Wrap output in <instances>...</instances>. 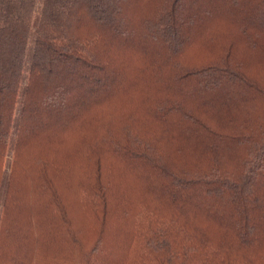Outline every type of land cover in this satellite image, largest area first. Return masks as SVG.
<instances>
[{
    "label": "trees",
    "instance_id": "1",
    "mask_svg": "<svg viewBox=\"0 0 264 264\" xmlns=\"http://www.w3.org/2000/svg\"><path fill=\"white\" fill-rule=\"evenodd\" d=\"M0 207V264H264V0H0Z\"/></svg>",
    "mask_w": 264,
    "mask_h": 264
},
{
    "label": "rangeland",
    "instance_id": "2",
    "mask_svg": "<svg viewBox=\"0 0 264 264\" xmlns=\"http://www.w3.org/2000/svg\"><path fill=\"white\" fill-rule=\"evenodd\" d=\"M104 7H102V9H103ZM255 70H262V69H258V68H254ZM15 132H16V130H15V127L12 129V135H11V138H10V148H9V154H7L8 155V157H7V159H6V164H5V176H4V185H5V182H6V177H7V173H8V171H9V165H10V163H11V155H12V144H13V141H14V139H15ZM5 187V186H4ZM121 190H123V192L125 193V194H127V191L122 187L121 188ZM133 203H135V199L133 200ZM0 210H1V207H0ZM114 228V227H113ZM107 232H108V230H107ZM116 237H118L119 239H120V237L119 236H117L116 235ZM119 239L116 241V246H115V249H114V256H113V258L114 259H116V258H118V260L120 259V257H121V254L123 253V249H122V245L121 244H119ZM120 240H122V239H120ZM117 260V261H118Z\"/></svg>",
    "mask_w": 264,
    "mask_h": 264
}]
</instances>
